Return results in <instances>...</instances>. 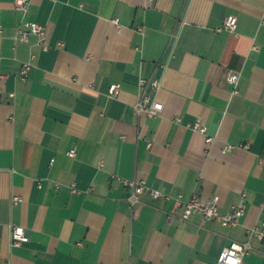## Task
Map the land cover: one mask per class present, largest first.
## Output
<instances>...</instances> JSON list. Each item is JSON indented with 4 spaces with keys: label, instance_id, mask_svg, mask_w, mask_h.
Masks as SVG:
<instances>
[{
    "label": "crops",
    "instance_id": "crops-1",
    "mask_svg": "<svg viewBox=\"0 0 264 264\" xmlns=\"http://www.w3.org/2000/svg\"><path fill=\"white\" fill-rule=\"evenodd\" d=\"M14 2L0 0V264H218L235 240L264 264L248 232L264 222V0ZM25 20L48 48L20 40ZM142 77L162 82L157 117L137 109ZM132 179L166 196L133 203ZM243 193L234 226L184 220L174 200L218 195L227 212Z\"/></svg>",
    "mask_w": 264,
    "mask_h": 264
},
{
    "label": "built area",
    "instance_id": "built-area-1",
    "mask_svg": "<svg viewBox=\"0 0 264 264\" xmlns=\"http://www.w3.org/2000/svg\"><path fill=\"white\" fill-rule=\"evenodd\" d=\"M31 0H15V8L27 13L30 7ZM118 21V19H116ZM225 28L234 31L238 26V17L236 15H229L225 20ZM144 27L140 26L139 31H143ZM3 29L0 27V35L2 34ZM19 38L21 41L29 42L32 35H37L39 37V42L45 47L48 48V45L45 42L46 39V26L36 21L25 20L18 29ZM32 69L31 61H27L22 65L21 72L23 78H27ZM239 75L236 73H231L230 80L233 82L238 81ZM162 85V82L159 79L150 77H142L140 79V86L142 88V95L140 101L137 103V109L141 113H145L150 117H157L161 115L164 109V103L158 100L153 96V91L159 89ZM120 83H113L110 86L109 94L112 97L119 95L121 91ZM193 128L196 130L206 131V127L198 120L193 125ZM212 138H209L211 141ZM247 146V145H246ZM234 145H227L225 150L229 151L234 148ZM68 154L70 156L76 155V149H71ZM127 185H130L133 188L132 201L133 203L140 199V196L146 191L156 197L166 196L162 191L153 189L148 186L147 181L144 179H132L124 180ZM168 197V196H167ZM21 197H15L14 201L17 203L21 201ZM175 206L177 208L184 207V211L181 215V218L184 220L189 219L195 214H202L208 219L218 220L224 225L234 226L238 225L242 217L246 213V193H243V197L240 203L234 205L229 211L222 212L219 208L220 197L214 195L207 200H204L199 195H193L190 199L185 200L183 195H179L174 198ZM250 238H259L264 239V222L262 225H258L249 229ZM30 240V235L28 234L26 227L23 225L14 224L12 225V242L14 246H20L25 242ZM252 249V244L250 240L241 242V241H232L221 254V257L218 261V264H242L245 256L250 253Z\"/></svg>",
    "mask_w": 264,
    "mask_h": 264
}]
</instances>
